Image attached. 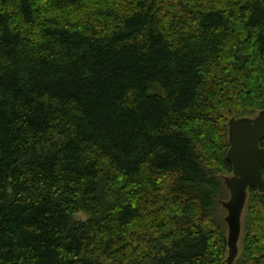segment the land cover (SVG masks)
Returning a JSON list of instances; mask_svg holds the SVG:
<instances>
[{
    "label": "trees",
    "instance_id": "1",
    "mask_svg": "<svg viewBox=\"0 0 264 264\" xmlns=\"http://www.w3.org/2000/svg\"><path fill=\"white\" fill-rule=\"evenodd\" d=\"M263 109L264 0H0V264H227L228 123Z\"/></svg>",
    "mask_w": 264,
    "mask_h": 264
},
{
    "label": "water",
    "instance_id": "2",
    "mask_svg": "<svg viewBox=\"0 0 264 264\" xmlns=\"http://www.w3.org/2000/svg\"><path fill=\"white\" fill-rule=\"evenodd\" d=\"M229 149L227 159L232 174L224 176L229 199L221 201L227 211V264H234L239 255L243 233V218L249 189L264 192V109L252 117H233L229 120Z\"/></svg>",
    "mask_w": 264,
    "mask_h": 264
},
{
    "label": "rangeland",
    "instance_id": "3",
    "mask_svg": "<svg viewBox=\"0 0 264 264\" xmlns=\"http://www.w3.org/2000/svg\"><path fill=\"white\" fill-rule=\"evenodd\" d=\"M256 115V114H255ZM252 117V116H251ZM229 193L227 194V196H226V198H225V200H227V199H229ZM221 209H219V215H220V217L221 218H223V220H224V218L226 217V215H227V211L225 210V208H222V207H220ZM80 217L82 218V219H86V215L85 214H83V213H81L80 214ZM240 254V253H239ZM234 264H236V262L234 263Z\"/></svg>",
    "mask_w": 264,
    "mask_h": 264
}]
</instances>
